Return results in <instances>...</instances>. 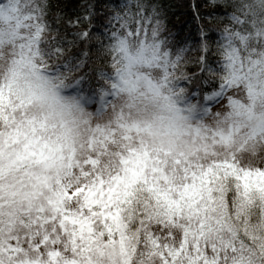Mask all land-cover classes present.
Listing matches in <instances>:
<instances>
[{"label": "snow or ice", "instance_id": "1", "mask_svg": "<svg viewBox=\"0 0 264 264\" xmlns=\"http://www.w3.org/2000/svg\"><path fill=\"white\" fill-rule=\"evenodd\" d=\"M210 8L0 0V264H264V0Z\"/></svg>", "mask_w": 264, "mask_h": 264}, {"label": "trees", "instance_id": "2", "mask_svg": "<svg viewBox=\"0 0 264 264\" xmlns=\"http://www.w3.org/2000/svg\"><path fill=\"white\" fill-rule=\"evenodd\" d=\"M52 5L51 17L65 19L69 16L83 15L88 7L92 12L90 31H102L105 16L119 7L123 0H49ZM157 6L166 27V35L176 46L188 44L198 37V27L203 23L199 17L207 16L212 9L210 0H152ZM222 15V13H217ZM195 55V53H192ZM194 70L192 65L186 66Z\"/></svg>", "mask_w": 264, "mask_h": 264}]
</instances>
